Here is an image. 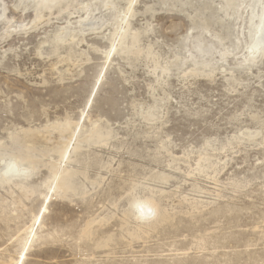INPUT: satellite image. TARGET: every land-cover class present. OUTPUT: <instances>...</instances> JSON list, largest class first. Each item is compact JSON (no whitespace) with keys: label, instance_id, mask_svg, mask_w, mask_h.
I'll return each instance as SVG.
<instances>
[{"label":"rangeland","instance_id":"rangeland-1","mask_svg":"<svg viewBox=\"0 0 264 264\" xmlns=\"http://www.w3.org/2000/svg\"><path fill=\"white\" fill-rule=\"evenodd\" d=\"M32 1L0 0V171L14 139L40 161L0 180V264H264V0H108L103 24L104 0L38 23ZM95 127L111 138L69 155L83 193L52 194L59 149ZM150 194L164 220L126 213Z\"/></svg>","mask_w":264,"mask_h":264},{"label":"bare ground","instance_id":"bare-ground-1","mask_svg":"<svg viewBox=\"0 0 264 264\" xmlns=\"http://www.w3.org/2000/svg\"><path fill=\"white\" fill-rule=\"evenodd\" d=\"M72 1L76 2L77 0H33L32 2H35L34 8H35V11L37 13L36 17L33 20V22H37L38 23V21L43 18V12L44 11H49L51 13V11L53 9H56V10H59L60 12H62L63 10H65L67 8H70L69 3L72 2ZM224 1H226L225 4H227V5L233 4L235 2V0H224ZM32 2H31V4H32ZM132 3H133V0H129L128 1L127 12L132 11V8H131ZM72 4H75V3L72 2ZM88 7H89V5L86 3L83 10H84V12L86 14L85 22L88 21L87 25L91 26L92 24H89V22L91 21V19H93L92 15H93L94 11H99L100 7L99 6H95L94 11H92V12H90L88 10ZM103 7H104V10L107 13L106 14L105 13L102 14V18H100L99 23L102 22V24H103L104 21H106L108 19V17L112 18V17L115 16L114 10L108 4V0H104ZM72 8H73V6H72ZM1 14H2V12H0V19L2 17ZM5 19H7V18L5 17ZM5 19L3 18V20H5ZM124 23H125L126 27H125L123 33H121L120 38H119V42H120V44H118L119 52L125 50V45H124V47H122V45H123V42L125 41V39H127L128 37L130 38V42L128 43V48H129V46L133 47L134 44L137 42V36H136L137 33L133 34L130 37L129 34H128V32L130 31L129 22L128 21H126V22L124 21ZM10 25H11V22H10ZM101 25H99V26H101ZM84 26H86V25L84 24ZM88 26H86V27H88ZM81 28H83V27H81ZM86 29H88V28H86ZM250 42H251V46L248 49V56L246 57L247 60L255 59L259 55L261 56V54L264 53V3H263L262 19H261L258 31L256 32V35L253 38L250 39ZM197 43H198V45H197L196 49H197V52L200 53V55H203V54H205V53H207L209 51V49L206 46L202 45V42L200 40H198ZM204 49L206 50L205 53H204V51H205ZM152 115H153V113L150 112L149 115H147L145 117V119L146 120H151L149 118H151L150 116H152ZM79 137L77 139V144H74L73 147H71V151H69V147H70L69 146V142L66 143L64 145V147L59 149L60 159L58 160L57 164H53L50 167V168H52L51 169V171H52V180H51L50 186L48 188H49V190H51L52 194L53 193L54 194L55 193H59L61 191H63L64 193H67V192L83 193V191H82L83 185L78 184L75 181V175L77 173H79V171L75 170L71 166H69V163H70L69 162L70 161L69 155L70 154H75L77 152V150L79 149L78 148L79 147V145H78L79 142H85L87 145L106 143L111 138V132L108 131L105 128H102V127H95L89 133V135L85 136L82 139L80 138L81 141H79ZM17 142H18L17 139H14V140L11 141L10 145L8 146V150L6 152L7 153L6 156L9 159H13L14 158V159H16L18 161L23 162L26 166L30 167L31 170L37 169V167L40 164L39 158L37 156H35V154H33L28 147L19 146ZM75 143H76V141H75ZM1 151L2 150L0 148V152ZM0 161H3V159H1ZM62 164H64V165H62ZM211 167H212V163L209 160L205 161V160L201 159L200 161H198L197 170L199 172H202L205 169H210ZM80 173L85 176V174L82 171ZM159 179L161 180V182L162 181H166V178L162 177V176H160ZM154 180H156V179H154ZM3 182H9V181H4L3 180ZM132 193L133 192H130V196H131ZM138 199H148V200H150L151 202L154 203V205L159 210V207H158V205H157V203L155 201L156 198L153 196V194L147 195V197H145V196L138 197V196L132 195V197L128 199V209L126 210L127 214L134 216V213H133V211L131 209V204L134 201L138 200ZM49 200H50V197H49ZM158 216L161 217V220H164L167 217V215H165V213L164 214L158 213L157 217ZM127 233L129 234L131 239H136L139 236V234H138L139 232L130 231V232H127ZM108 241H109V239H107V241H104V245H106V243ZM100 244H103V242H101Z\"/></svg>","mask_w":264,"mask_h":264},{"label":"clouds","instance_id":"clouds-1","mask_svg":"<svg viewBox=\"0 0 264 264\" xmlns=\"http://www.w3.org/2000/svg\"><path fill=\"white\" fill-rule=\"evenodd\" d=\"M32 170L23 162L16 159H9L5 162L4 168L0 171V180L18 181L31 178ZM131 209L136 219L142 223L154 220L158 215V208L148 199H138L131 204Z\"/></svg>","mask_w":264,"mask_h":264}]
</instances>
